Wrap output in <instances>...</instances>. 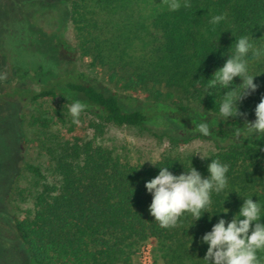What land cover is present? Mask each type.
Segmentation results:
<instances>
[{
    "label": "trees",
    "instance_id": "obj_1",
    "mask_svg": "<svg viewBox=\"0 0 264 264\" xmlns=\"http://www.w3.org/2000/svg\"><path fill=\"white\" fill-rule=\"evenodd\" d=\"M23 1V8L30 2L38 6L37 13L63 7L77 41L72 46L58 33L25 22L29 46L62 68L61 73L34 76L17 71L15 78L34 77L38 87L9 94L29 105L24 119L34 138L22 135L20 146L36 143L57 177L51 184L37 166L21 165L36 180L32 208L5 221L24 245L27 264H129L133 249L146 241H153L164 264H203L199 259L208 247L200 242L203 235L221 218L231 222L244 198L264 202V140L237 136L245 121L237 117L221 122L213 112L215 97L203 96L202 86H192L210 79L226 63L235 39L231 32L264 38V0H191L190 8L177 12H168L164 5L148 11L152 0ZM17 9L9 0L3 17ZM221 12L228 20L212 31L209 19ZM217 41V50L209 53ZM78 54L89 59V70L103 73L102 80L76 68ZM253 70L261 74L255 79L260 87L241 105L249 121L264 96V63ZM239 83L237 78L234 84ZM226 91L219 89L221 95ZM67 98L88 105L79 125L71 122ZM204 121L212 138L194 131ZM107 125L136 127L172 147L193 140L214 142L211 158L230 167L228 195L213 197L215 215L205 213L195 224L189 216L183 227L161 228L149 213L152 197L145 183L164 164L174 175L182 174L191 155L169 152L157 166L125 162L96 141ZM211 158L192 156V166L204 178ZM17 179L13 177L8 198L17 190Z\"/></svg>",
    "mask_w": 264,
    "mask_h": 264
},
{
    "label": "clouds",
    "instance_id": "obj_2",
    "mask_svg": "<svg viewBox=\"0 0 264 264\" xmlns=\"http://www.w3.org/2000/svg\"><path fill=\"white\" fill-rule=\"evenodd\" d=\"M163 5L168 12H177L182 8H190L191 0H163ZM227 20L228 16L225 12L212 14L209 19L212 31ZM231 33L235 39L228 50L226 63L216 70L210 79H200L192 87L202 86L203 96L215 97L216 108L213 112L217 114L221 122L237 117L245 121L242 127L237 128V136L243 137V140H250L252 137H255L257 141L264 140V96H261L260 102L254 109V120L249 121L248 113L241 111L243 101L256 93L260 87L255 79L261 74H256L253 66L264 63V38L257 40L251 34ZM217 48L218 41L214 50L209 53L216 51ZM200 65L201 63L198 69ZM237 78L240 83L234 84ZM214 89L215 92L212 91ZM219 89L227 91L221 95ZM67 100L66 105L71 122L79 125L81 114L86 111L88 105L79 99L69 101L67 98ZM194 131L205 138L213 136L210 125L206 121L200 122ZM254 146L256 147L255 144ZM197 154L204 159L211 158L210 155L199 150L194 155ZM192 156L187 166L183 164L185 170L180 175H174L169 170L168 164L157 166L151 162L158 167L159 173L145 183V188L152 197L149 213L161 228L183 227L184 221L189 216L195 224L205 213H212L211 210L216 203L213 197L227 192L229 165L219 158H211L208 166L209 175L204 178L192 166ZM156 159H160L158 154ZM221 212L227 213V210L223 208ZM262 218H264V202L259 198L254 202L253 196L244 198L239 212L234 215L231 222L221 218L210 232L203 235L200 242L208 247L204 258L199 260L203 264H264ZM194 224H190L187 229Z\"/></svg>",
    "mask_w": 264,
    "mask_h": 264
},
{
    "label": "rangeland",
    "instance_id": "obj_3",
    "mask_svg": "<svg viewBox=\"0 0 264 264\" xmlns=\"http://www.w3.org/2000/svg\"><path fill=\"white\" fill-rule=\"evenodd\" d=\"M14 2L19 9L13 10L12 15L6 18L3 17V11L8 6L9 0H0V264L28 262L24 245L16 240L5 221L12 214L22 216L27 209L32 208L31 194L34 190L32 186L37 187L36 180L30 172L22 169L21 165L28 162L37 166L45 176L46 182L53 184L57 180L52 172L48 155L36 143L28 142L25 147L20 146L22 135L34 138V131L28 128L27 119H24L29 113V105L16 97L9 96L16 88L36 89L39 81L33 76L37 73L62 71V68L29 46L31 42L25 34L26 23L32 21L46 32H56L72 46L77 43L73 27L64 14L63 7L50 8L37 13L35 10L38 6H33V2L24 7L25 9L23 0H14ZM161 5L163 0H152L148 11ZM88 61V58L78 54L76 68L102 80L103 73L99 69L89 70ZM23 70H28L33 78H15V73ZM96 141L112 150L121 160L141 165H151V162L158 161L157 154L160 159L169 152L192 156L199 150L210 155L217 149L214 142L204 140H193L186 145L172 147L166 140L155 139L136 127L114 125H107L105 132ZM194 157L204 159L200 154ZM16 175L17 190L8 198L9 187ZM131 257L132 261L129 264H164L153 241L137 245Z\"/></svg>",
    "mask_w": 264,
    "mask_h": 264
}]
</instances>
